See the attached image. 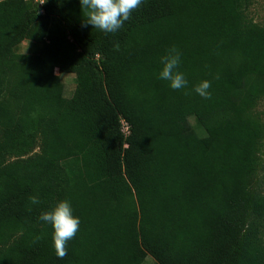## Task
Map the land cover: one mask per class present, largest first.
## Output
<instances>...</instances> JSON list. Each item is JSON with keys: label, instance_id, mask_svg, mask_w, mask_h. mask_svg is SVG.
<instances>
[{"label": "trees", "instance_id": "16d2710c", "mask_svg": "<svg viewBox=\"0 0 264 264\" xmlns=\"http://www.w3.org/2000/svg\"><path fill=\"white\" fill-rule=\"evenodd\" d=\"M42 2L0 0V264H264L253 0H143L114 33L79 0ZM172 48L180 90L159 78ZM63 200L80 226L59 259L39 217Z\"/></svg>", "mask_w": 264, "mask_h": 264}, {"label": "clouds", "instance_id": "9594fccd", "mask_svg": "<svg viewBox=\"0 0 264 264\" xmlns=\"http://www.w3.org/2000/svg\"><path fill=\"white\" fill-rule=\"evenodd\" d=\"M45 3L43 0L42 3ZM81 10L84 13L85 24L105 33H114L121 29L124 23L131 19L134 11L140 8L143 0H79ZM119 50V44H114ZM162 69L159 78L168 81L174 90H180L188 86L185 75L178 71L180 54L172 48L169 53L161 58ZM219 78L218 76L216 77ZM211 82L201 81L194 87V92L204 99H211ZM31 204H39L37 196L29 197ZM39 219L51 225L53 229L52 241L57 258L63 259L67 255V244L79 231L80 220L73 215V209L67 200L59 201L50 210L41 213ZM39 239V238H38Z\"/></svg>", "mask_w": 264, "mask_h": 264}, {"label": "rangeland", "instance_id": "374dc122", "mask_svg": "<svg viewBox=\"0 0 264 264\" xmlns=\"http://www.w3.org/2000/svg\"><path fill=\"white\" fill-rule=\"evenodd\" d=\"M250 17L261 24H264V0H253V5L250 8ZM28 42L24 41L20 44L18 51L20 53H25L27 50ZM56 72H58L56 70ZM61 79L64 83V94L67 97H70L73 93V89L75 88V75L72 73H62ZM190 122L193 124L194 119L191 117ZM145 264H155L151 257H147L145 260Z\"/></svg>", "mask_w": 264, "mask_h": 264}, {"label": "built area", "instance_id": "2783aa9c", "mask_svg": "<svg viewBox=\"0 0 264 264\" xmlns=\"http://www.w3.org/2000/svg\"><path fill=\"white\" fill-rule=\"evenodd\" d=\"M35 1H38V0H35ZM40 2H42V0H40ZM122 126H123V132L125 133V134H128V130H129V127H128V124H127V122L126 121H124V120H122Z\"/></svg>", "mask_w": 264, "mask_h": 264}]
</instances>
